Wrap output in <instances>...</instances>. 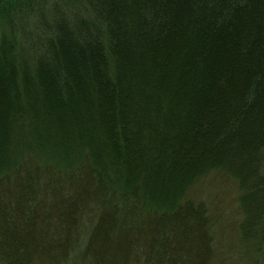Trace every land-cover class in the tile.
Here are the masks:
<instances>
[{
    "label": "trees",
    "instance_id": "16d2710c",
    "mask_svg": "<svg viewBox=\"0 0 264 264\" xmlns=\"http://www.w3.org/2000/svg\"><path fill=\"white\" fill-rule=\"evenodd\" d=\"M29 1L0 2V264H264V0Z\"/></svg>",
    "mask_w": 264,
    "mask_h": 264
},
{
    "label": "rangeland",
    "instance_id": "374dc122",
    "mask_svg": "<svg viewBox=\"0 0 264 264\" xmlns=\"http://www.w3.org/2000/svg\"><path fill=\"white\" fill-rule=\"evenodd\" d=\"M0 2H30V1L29 0H0ZM31 2H39L48 7L54 2H66V0H31ZM22 31H23V34L29 37L38 36L37 33H34L33 25L28 26L25 30H22ZM22 31H17V33L15 34V37L16 36H18V38L21 37ZM17 49L18 48L15 47L13 51L17 52ZM78 153L79 152L75 154L76 157L78 156ZM215 177H218V176H215ZM203 187L204 188H202L201 186V188L198 189L199 191L197 190L195 192V195H197L198 197H202L206 200H210L212 205H214L216 208L222 207L223 209L222 212L225 215L227 214L229 218L230 216L233 217L232 214L235 212V209L233 207L234 206L233 195L234 193H236L235 183L234 182L230 183L227 180L224 182L223 179L212 177L210 180L205 181V184ZM213 200L216 204H214Z\"/></svg>",
    "mask_w": 264,
    "mask_h": 264
}]
</instances>
